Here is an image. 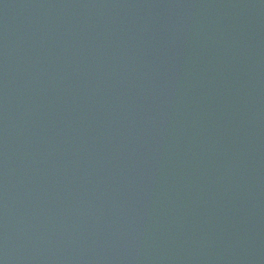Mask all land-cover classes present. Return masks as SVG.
<instances>
[{"label": "water", "instance_id": "1", "mask_svg": "<svg viewBox=\"0 0 264 264\" xmlns=\"http://www.w3.org/2000/svg\"><path fill=\"white\" fill-rule=\"evenodd\" d=\"M0 264H264V0H0Z\"/></svg>", "mask_w": 264, "mask_h": 264}]
</instances>
